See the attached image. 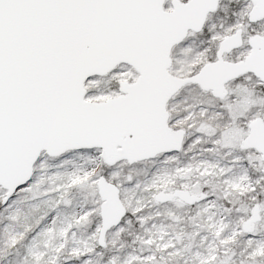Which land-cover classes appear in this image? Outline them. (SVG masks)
<instances>
[{"label": "snow or ice", "instance_id": "1", "mask_svg": "<svg viewBox=\"0 0 264 264\" xmlns=\"http://www.w3.org/2000/svg\"><path fill=\"white\" fill-rule=\"evenodd\" d=\"M0 264H264V0H0Z\"/></svg>", "mask_w": 264, "mask_h": 264}]
</instances>
